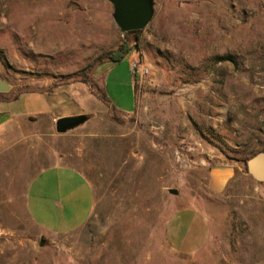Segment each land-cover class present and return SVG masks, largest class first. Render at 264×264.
I'll list each match as a JSON object with an SVG mask.
<instances>
[{
	"label": "rangeland",
	"instance_id": "obj_1",
	"mask_svg": "<svg viewBox=\"0 0 264 264\" xmlns=\"http://www.w3.org/2000/svg\"><path fill=\"white\" fill-rule=\"evenodd\" d=\"M154 1L152 22L130 35L108 0H0V80L19 96L13 117L49 111L47 98L26 95L36 92L64 95L90 118L59 135L43 116L0 138V264H264V184L247 170L264 152V0ZM126 42L139 50L101 63ZM137 58L149 74L126 115L117 110L135 106ZM58 164L90 182L95 208L77 232L50 237L30 220L26 193L36 172ZM223 170L231 179L212 189ZM186 209L199 220L180 226L194 255L168 236Z\"/></svg>",
	"mask_w": 264,
	"mask_h": 264
},
{
	"label": "crops",
	"instance_id": "obj_2",
	"mask_svg": "<svg viewBox=\"0 0 264 264\" xmlns=\"http://www.w3.org/2000/svg\"><path fill=\"white\" fill-rule=\"evenodd\" d=\"M131 68V67H130ZM112 71V68L108 71ZM103 77L102 75L99 76ZM102 79V78H101ZM104 93L114 97L112 90L103 88ZM13 90L0 94V138L7 135L18 134L27 124L37 122L39 117L51 116L55 121L61 118L86 116V106H72L68 98L49 93H26L30 97L39 94L50 102L49 111L32 110L22 115L23 118L13 117L10 109L16 106L19 96H13ZM109 96V95H108ZM133 96L135 106L117 110L126 115H133L137 110L136 89L133 77ZM230 170L216 171L212 174V189L220 190L231 179ZM95 208V195L90 182L74 168L62 164L46 167L36 172L32 177L26 193V210L32 223L45 235L61 237L73 234L83 228L91 219ZM179 212L170 223L168 232L171 246L177 252L186 255H194L190 250L189 233L180 228L185 221L192 228L199 220L194 209ZM204 237L198 239V250L201 251L208 241V224L202 220ZM189 227V228H190ZM188 233V234H187ZM187 234V235H186ZM189 247V248H188Z\"/></svg>",
	"mask_w": 264,
	"mask_h": 264
},
{
	"label": "water",
	"instance_id": "obj_3",
	"mask_svg": "<svg viewBox=\"0 0 264 264\" xmlns=\"http://www.w3.org/2000/svg\"><path fill=\"white\" fill-rule=\"evenodd\" d=\"M114 8L113 19L123 34L141 32L152 22L155 15L154 0H108ZM12 87L0 80V94L9 93ZM88 116L61 118L56 121V132L64 135L89 121ZM248 174L259 184H264V152L253 156L247 162ZM172 195L178 192L172 190Z\"/></svg>",
	"mask_w": 264,
	"mask_h": 264
},
{
	"label": "trees",
	"instance_id": "obj_4",
	"mask_svg": "<svg viewBox=\"0 0 264 264\" xmlns=\"http://www.w3.org/2000/svg\"><path fill=\"white\" fill-rule=\"evenodd\" d=\"M140 33L141 32H132V33H128V34L138 35ZM133 50H136V51L139 50L138 44L137 43L131 44L129 42H126L118 50L109 53L105 58L106 60L102 61L101 63H104V62H109L112 64L121 63L130 54V52ZM134 81H135V85H136L137 79L134 78ZM135 89H136V87H135Z\"/></svg>",
	"mask_w": 264,
	"mask_h": 264
},
{
	"label": "built area",
	"instance_id": "obj_5",
	"mask_svg": "<svg viewBox=\"0 0 264 264\" xmlns=\"http://www.w3.org/2000/svg\"><path fill=\"white\" fill-rule=\"evenodd\" d=\"M132 76L137 80L142 79L143 77L149 74V69L137 59L131 63Z\"/></svg>",
	"mask_w": 264,
	"mask_h": 264
}]
</instances>
